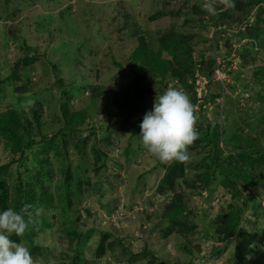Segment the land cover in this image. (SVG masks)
Instances as JSON below:
<instances>
[{"label": "rangeland", "instance_id": "rangeland-1", "mask_svg": "<svg viewBox=\"0 0 264 264\" xmlns=\"http://www.w3.org/2000/svg\"><path fill=\"white\" fill-rule=\"evenodd\" d=\"M203 2L0 0V111L12 107L23 112L30 123L26 135L33 141L20 162L0 142V166L5 167L0 179L14 201L20 183L21 200L44 209L27 236L17 238L38 264H264V188L257 187L260 194L249 198V192L255 193L253 185L243 188L236 181L234 187L228 186L221 171L213 172L215 165L193 148L183 174L175 178L172 164H161L143 147L139 125L145 113L168 87L182 88L178 82L168 78L164 84L153 85L154 94L145 87L144 114L129 120L108 117L114 109L110 90L124 91L133 72H141L127 61L139 44L135 32L144 30V38L155 48L163 34L181 31L189 37L192 53H204V60L214 56L205 54L204 39L212 36L215 27L207 24ZM254 12L248 23L240 27L238 21L226 22L228 31L215 36L223 35L230 48L226 57L230 64L214 56L220 66L213 79L224 80L219 93H230L232 98L223 107L244 113L234 123L237 130L231 122L224 125V139L219 142L223 149L231 147L225 139L233 131L255 136L264 130V99L260 102L254 96L261 90L251 78V70L264 68V26L252 40L237 34L257 17L264 18V4ZM236 14L229 13L233 20ZM96 35L101 40L95 41ZM90 48L93 55L88 53ZM235 53L243 64L234 81L221 68H238L232 59ZM67 59L72 64L66 67ZM197 78V95L203 85H210L203 92L216 88L213 82ZM60 80L62 87L57 86ZM226 83H234V88L230 90ZM86 84L97 87L93 96ZM243 84L249 87L243 89ZM222 96L216 101L221 102ZM195 106L198 123L200 111L207 122L221 123L213 104L202 110ZM81 109L92 116L85 114V124L78 130L64 128L63 112ZM135 123L139 125L129 133ZM20 133L25 137L24 129ZM40 139L47 142L45 151L40 150ZM259 144L264 147V137ZM226 154L222 151V158ZM256 165L255 182L264 186V161L254 163V169ZM167 174L172 184L165 181ZM176 194L186 211L178 219L165 221L164 209ZM257 204L262 210L255 212Z\"/></svg>", "mask_w": 264, "mask_h": 264}, {"label": "trees", "instance_id": "trees-1", "mask_svg": "<svg viewBox=\"0 0 264 264\" xmlns=\"http://www.w3.org/2000/svg\"><path fill=\"white\" fill-rule=\"evenodd\" d=\"M241 1L242 2L239 3V0H234L235 7L233 9L221 11L217 16L212 17L208 15L209 20L207 19V24L211 23V27L213 26L215 28L213 30L212 36L208 35V40L204 39L206 42L205 54H214V56L218 55L224 64H230L231 60L228 59L230 48L227 45V41L222 40L223 35L215 37L218 35L217 32L228 31V29L224 27L226 22L231 23L232 25L234 22L238 21L240 27L244 23H248L249 18L255 14L254 10L260 4H264V0ZM238 5L241 6L236 8ZM234 11L237 12V17L233 20L231 19L229 13ZM197 15H199V13ZM226 19H231V21H227ZM260 21L263 22V25H260ZM261 26H264V18L257 17L256 22L252 26H247L248 29L245 31L239 30L237 34L240 38L241 36L247 35L252 40L256 38V33L259 31V29H261ZM134 34H139V44L134 49H132L127 61L132 66L135 65L136 67H140L141 72H133L132 78L125 82L127 85L124 91L118 87L116 89L110 90V92L112 91V107L114 109L108 112V117L119 120H129L138 115H142L147 110V93L144 91L145 87L148 93L150 92V94H154V89L151 86L162 83L164 84L168 78L178 82V84L182 86V89L189 95V98L194 105H198L199 109H201L202 106L205 107L207 104H213L221 117L220 124L210 123V121H206L204 114L202 111H200L201 120L199 121L197 127L200 138L191 147L193 148L192 150L195 152V154L203 153L206 159L210 162L209 164L215 165L213 172L216 170V168L218 171H221V174L224 176V182L228 186L234 187V183L236 184V181H239L243 188L247 185L254 186L255 193L253 194L252 192H249V198L255 197L256 193L260 194V189L257 190V187L264 188V186L259 184V182H255L257 179L254 177V175L259 166L256 165L257 167L254 169L253 165L254 163L262 164L264 161L262 159V157H264V147L259 144L262 137H264V130L255 136L250 134L241 135L239 132L234 133V131L239 128L236 127L234 123H236V121L238 122L239 120H242L244 113L241 114L237 108L234 111H229L228 106L226 108L223 107L224 104L231 103L232 98L230 97V93L225 96L224 94L222 96V94L219 93V90L222 87L220 82L223 83L224 80L222 82L213 79L214 71L220 66L218 63H216L215 57L208 55L207 60H204V58H206L204 53H192L186 40L189 37L181 31L179 32L170 30L169 32L163 34L158 38V43L155 48L151 47L150 42L146 41L144 38V30H140L139 32L137 31ZM96 39L101 40L97 35L95 36L94 40L96 41ZM67 44L68 43H59V46L61 45L63 47ZM88 53L91 55L94 54L92 48H90ZM165 55L167 57H165ZM235 55L232 59L235 60L237 64H239L237 69H233L231 67L221 68L224 72H227V77H229V79L234 78V81L239 78V72L241 71L240 69L243 64L240 62V57L236 53ZM69 59H67L65 63L63 62V64H65L64 66L70 63ZM70 60L74 61L72 58ZM115 64L118 65L116 61L114 62V65ZM249 64L251 65L254 63L251 60ZM251 73L252 81H255L260 86V90L262 91L261 93V91L257 90L254 93V96L260 102H263L264 68L258 66L256 69L251 70ZM197 74L201 77H204L206 81L213 82L216 88L208 92L206 88L204 93L202 90H205V87H209L210 85H203V89H200L199 95H197L198 92L195 89V86L197 85H195L196 78L198 77H196ZM57 86H63L61 80L58 82ZM227 86L231 90L234 88V83L227 84ZM247 86L249 87L248 84H243L242 87L245 89ZM85 87L89 88L91 96L94 95L93 89L95 88L97 90V87H94L91 84H86ZM202 92L203 94L201 95ZM219 96H222L221 102L216 101ZM93 99L95 100V98ZM85 114L92 116L91 113L87 111V109L64 111V128L68 129L69 131L78 130L80 126L85 124ZM231 116H235V118H231L229 120V117ZM34 119L35 124H37L38 117L34 116ZM229 123L232 125V128H234V131L232 132L231 136L225 139V141L231 147L223 149L219 142L223 138L222 129L224 125L226 126ZM138 125V123H135L131 127V131H129V133H132ZM27 127L30 128V123L28 119L23 116V112L19 111L18 109L5 107L2 109V111H0V142L3 144V148L8 150L11 155H17L16 160L19 162L21 161L22 156L25 155L24 150L29 149L33 144V141H30L26 135V133L29 134ZM21 129H24L25 137L20 133ZM241 138H244V140H241ZM40 141V143L43 144V146L40 147V150L45 151L47 142L46 140L42 139H40ZM222 151L227 153L224 158L221 156ZM38 161L41 163V160ZM184 166V163H172L170 167L173 168V175L175 178L177 175L181 176L183 174ZM4 168V166H0V172H3ZM208 176L209 174H207L206 177ZM164 179L167 183L172 184L170 174H167ZM18 190V198L14 201L13 196L9 193L7 185L2 179H0V211H3L9 207L19 210L25 205V203L21 200L24 194L22 193L20 183ZM171 200V204L164 209L165 212L163 213V217L165 215V221H171L173 218L178 219L179 217H182L186 211V206L183 204V202H180L178 194L174 195ZM243 206L245 207V205ZM254 208L255 212L257 210H262L258 204L255 205ZM42 223H44V225L49 224L48 222L44 221ZM33 224H36L35 219ZM231 226H233L232 229H234L237 226V222H233ZM24 236H27L26 232ZM12 239L14 242H17V237L13 236Z\"/></svg>", "mask_w": 264, "mask_h": 264}, {"label": "clouds", "instance_id": "clouds-1", "mask_svg": "<svg viewBox=\"0 0 264 264\" xmlns=\"http://www.w3.org/2000/svg\"><path fill=\"white\" fill-rule=\"evenodd\" d=\"M201 7L209 16L235 7L234 0H204ZM198 113L189 95L178 87H168L157 95L152 110L146 112L140 123L143 147L163 165L187 163L189 149L200 138L197 130ZM44 212L42 207L25 204L21 209L11 207L0 211V264H38L30 249L13 236L23 237L34 218Z\"/></svg>", "mask_w": 264, "mask_h": 264}, {"label": "built area", "instance_id": "built-area-1", "mask_svg": "<svg viewBox=\"0 0 264 264\" xmlns=\"http://www.w3.org/2000/svg\"><path fill=\"white\" fill-rule=\"evenodd\" d=\"M212 33H213V31H212ZM201 78L205 79L204 77H199V79H201ZM197 79H198V78H197ZM199 79H198V80H199Z\"/></svg>", "mask_w": 264, "mask_h": 264}]
</instances>
